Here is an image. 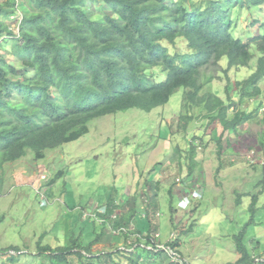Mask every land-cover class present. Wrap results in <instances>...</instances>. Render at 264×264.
<instances>
[{
    "label": "trees",
    "instance_id": "trees-1",
    "mask_svg": "<svg viewBox=\"0 0 264 264\" xmlns=\"http://www.w3.org/2000/svg\"><path fill=\"white\" fill-rule=\"evenodd\" d=\"M198 3L0 0V161H17L28 151L41 159L46 150L81 138L96 117L135 107L151 112L166 105L182 87L187 89L183 97L186 115L181 117L185 130L193 120L190 110L203 107L204 119L222 125V137L225 132L241 135L240 127L258 113L244 109V102L264 94V34L247 41L235 37L232 11L262 5L264 0ZM18 14L22 16L19 35L9 22ZM253 46L260 53L256 69L247 78L228 84L226 99L214 92L202 94L215 79L207 68L219 66L223 57L230 68L250 67L256 56ZM158 68L163 80H159ZM260 122L264 125V115ZM234 137L227 144L236 151L237 144L231 145ZM257 143L264 147V129ZM108 204L111 218L112 202ZM114 222L115 230L129 226L122 218ZM96 235L87 245L73 239L66 247L39 245L38 250L43 258L59 264H123L116 261L117 253L129 259L127 264L143 263L141 255L124 249L97 251L105 232ZM242 238V233L235 235L241 255L235 264H254V255ZM180 245L179 240L172 243ZM161 254L153 252V259ZM13 256L5 264L14 262Z\"/></svg>",
    "mask_w": 264,
    "mask_h": 264
},
{
    "label": "rangeland",
    "instance_id": "rangeland-1",
    "mask_svg": "<svg viewBox=\"0 0 264 264\" xmlns=\"http://www.w3.org/2000/svg\"><path fill=\"white\" fill-rule=\"evenodd\" d=\"M197 1L198 5L205 3ZM9 22H15L14 18ZM231 31L244 41L264 34V4L235 7ZM252 51L256 56L250 67L230 68L223 57L219 66L207 68L215 79L202 94L214 92L226 99L227 85L256 69L260 53L255 46ZM261 85L264 89V80ZM186 90L180 88L166 105L151 112L135 107L98 116L88 123L89 130L81 138L46 150L41 159L28 151L17 161H0V264L8 263L13 255L11 264H59L43 258L39 245L66 247L73 239L87 245L97 232L109 229L107 245H99L97 251L114 248L109 245L111 233L116 234L113 219L108 212L98 215L99 220L94 214L107 211L109 201L129 202L137 191L140 198L144 193L150 196L159 182L160 228L140 233L141 238L147 240L159 232V239L166 242L174 232L190 264H235L239 253L235 235L242 233L244 245L264 257V147L257 143L264 129L260 122L264 94L244 102V109L258 113L240 127L241 135L225 132L222 137V125L204 119L203 107L190 110L194 116L185 130L181 117L186 115ZM238 107L231 108L230 116ZM231 137V145L237 144L236 153L227 144ZM221 141L225 155L218 148ZM193 176L204 180L199 185L203 198L183 206L181 187L193 183ZM145 216L137 220L150 223ZM135 253L146 259L153 254L141 248ZM121 255L116 254V261L127 264L129 259ZM164 263L173 264L169 256Z\"/></svg>",
    "mask_w": 264,
    "mask_h": 264
},
{
    "label": "crops",
    "instance_id": "crops-1",
    "mask_svg": "<svg viewBox=\"0 0 264 264\" xmlns=\"http://www.w3.org/2000/svg\"><path fill=\"white\" fill-rule=\"evenodd\" d=\"M188 127V126H187ZM218 142V141H217ZM224 143V142H223ZM221 151V154H226L227 152H223L224 148L221 149L220 146L218 147ZM231 149V147H229V150ZM234 150V148H232ZM219 152V150H218ZM234 152L236 153V151L234 150ZM232 155V154H231ZM238 155V154H235ZM234 156V154H233ZM223 159V158H222ZM204 180L201 179V177H199L198 179H196L195 176H193V183L191 184H185V187H181L182 191H181V195L182 197L184 196V193L186 192H190L193 189H199V187L201 188V186H199L201 184V182H203ZM206 184V183H205ZM161 188V182L158 183V186H156L153 190H151L152 195L147 196L145 193L143 195L142 198H140V196H138V191L136 192L137 196L136 197H131V199L129 200V202L125 203V201L118 203L117 201H112V213H117L119 215L118 219H121L128 223L129 226H134V230L131 231V235H127V236H123L121 237L120 234H114L112 235V242H109V245H113L114 244V248H127V252L129 253H135V250H137L138 248L141 249H146L142 246V239L140 238L139 234H145L147 232H152L153 230L159 229L160 228V223L157 219L158 215V211H160V203H159V199H158V195H159V191ZM201 191L204 192V190L202 189ZM139 197V198H138ZM203 198V197H202ZM194 200H198V199H194ZM141 202V207L139 206ZM114 209V211H113ZM142 211V212H140ZM176 213V215H178V210L174 211ZM146 213V214H144ZM101 216H104V214H99ZM143 217V215H146L144 218L148 219L150 223H146V222H142L137 220V218H139L140 216ZM100 216V217H101ZM174 222V221H173ZM114 221H113V225H114ZM176 223V222H174ZM114 227V226H113ZM122 228V227H121ZM112 229V227H111ZM115 229V228H114ZM117 229V228H116ZM110 230V229H109ZM108 230V231H109ZM107 231V232H108ZM105 232V231H104ZM105 232V235L103 236V238L101 239V245H107V235L108 233ZM126 239L128 240V242H126ZM133 241L134 246H130L129 242ZM145 241V240H144ZM143 241V242H144ZM181 243V242H180ZM111 247V246H110ZM179 249L183 255V251H182V244L179 246ZM257 252H255L254 250H252L251 254L253 255H258L256 254ZM131 254V255H133ZM137 255H141L140 253L136 254ZM168 255L165 254H161L160 256H156V259H153V254L151 256H149V258H144L142 255V264H149L151 262V264H157V261L159 264H165L164 260L165 257ZM184 256V255H183ZM241 255L238 253V258L236 260V262L240 259ZM144 258V259H143ZM154 261V262H153ZM171 264V263H170Z\"/></svg>",
    "mask_w": 264,
    "mask_h": 264
},
{
    "label": "built area",
    "instance_id": "built-area-1",
    "mask_svg": "<svg viewBox=\"0 0 264 264\" xmlns=\"http://www.w3.org/2000/svg\"><path fill=\"white\" fill-rule=\"evenodd\" d=\"M14 21L16 22V24H14L15 22L11 23L12 29L15 32V34L19 35L20 23L22 21V16H20V14H18L16 17H14ZM17 25H18V27H17ZM248 158L250 159V158H252V156L249 155ZM202 197H203V191H201L200 189H193L190 192L184 193L182 205L186 206L189 203H191L192 200L202 199ZM100 210H98V211L101 214H104L106 212V210H104V209H102L101 211ZM99 213L94 214L96 218L99 215ZM158 215H160L159 212H158ZM118 217H119V215L117 213H113L111 215V219H113V220L117 219ZM97 220H99V219L97 218ZM101 223H104V221ZM134 229H135L134 226L122 227L118 230H115V233L121 234L123 231L131 232ZM159 237H160L159 232L154 233L153 236H151L150 238H148L145 241L143 238L140 237L144 241V242L142 241V246L148 250H151L154 253L162 252L163 254L168 255L171 258V262L173 264H190L187 261V259L182 255L179 247L172 246V243H174L175 241L178 240V239H176V235L174 232L172 233L171 238L168 239L166 242H162L159 239ZM133 244H134L133 241L129 242V245L132 246ZM253 258H254V264H258L259 262H264V257H261L259 255H254Z\"/></svg>",
    "mask_w": 264,
    "mask_h": 264
},
{
    "label": "clouds",
    "instance_id": "clouds-1",
    "mask_svg": "<svg viewBox=\"0 0 264 264\" xmlns=\"http://www.w3.org/2000/svg\"><path fill=\"white\" fill-rule=\"evenodd\" d=\"M114 221V220H113Z\"/></svg>",
    "mask_w": 264,
    "mask_h": 264
}]
</instances>
